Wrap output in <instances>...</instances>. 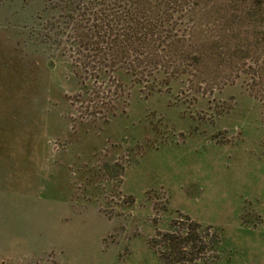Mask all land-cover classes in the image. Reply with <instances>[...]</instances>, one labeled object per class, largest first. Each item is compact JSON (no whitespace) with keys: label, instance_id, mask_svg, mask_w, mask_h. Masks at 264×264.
I'll list each match as a JSON object with an SVG mask.
<instances>
[{"label":"rangeland","instance_id":"374dc122","mask_svg":"<svg viewBox=\"0 0 264 264\" xmlns=\"http://www.w3.org/2000/svg\"><path fill=\"white\" fill-rule=\"evenodd\" d=\"M207 1L226 72L264 68V0ZM63 18L0 0V264H264V85L82 89Z\"/></svg>","mask_w":264,"mask_h":264},{"label":"trees","instance_id":"16d2710c","mask_svg":"<svg viewBox=\"0 0 264 264\" xmlns=\"http://www.w3.org/2000/svg\"><path fill=\"white\" fill-rule=\"evenodd\" d=\"M208 3L64 0V52L72 57L80 87L88 90L92 83L112 80L135 98L138 90L159 97L164 89L209 85L221 78L247 83L250 90L263 86L264 68L233 77L226 72L236 63L218 52L222 33L211 41Z\"/></svg>","mask_w":264,"mask_h":264}]
</instances>
